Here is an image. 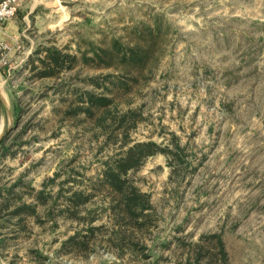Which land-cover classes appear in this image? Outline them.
Listing matches in <instances>:
<instances>
[{"label": "rangeland", "instance_id": "rangeland-1", "mask_svg": "<svg viewBox=\"0 0 264 264\" xmlns=\"http://www.w3.org/2000/svg\"><path fill=\"white\" fill-rule=\"evenodd\" d=\"M28 2L0 47V264H264V0ZM138 142L131 212L104 179Z\"/></svg>", "mask_w": 264, "mask_h": 264}, {"label": "trees", "instance_id": "trees-1", "mask_svg": "<svg viewBox=\"0 0 264 264\" xmlns=\"http://www.w3.org/2000/svg\"><path fill=\"white\" fill-rule=\"evenodd\" d=\"M91 99L94 100V98ZM104 101V98L97 99V103L100 105ZM155 146L156 144L153 142H138L133 144L128 148L127 155L117 159L116 163H114L115 166H109L105 172L106 176L104 180L109 183L108 186L111 187L112 191L120 193V199L125 203L128 211L134 212L135 209L143 211L149 205L145 199L146 197L138 194L136 188L130 185L128 188L126 187L127 185L125 184L123 174L126 173L128 169L137 166L142 156L155 152ZM16 212H18V210H16ZM93 230V228H90V232H93ZM199 255L200 253H198L194 259L178 262V264H200Z\"/></svg>", "mask_w": 264, "mask_h": 264}, {"label": "crops", "instance_id": "crops-1", "mask_svg": "<svg viewBox=\"0 0 264 264\" xmlns=\"http://www.w3.org/2000/svg\"><path fill=\"white\" fill-rule=\"evenodd\" d=\"M43 1L44 0H20L19 6L21 8L23 4H26L28 2L30 3V10L32 11L37 5H40L41 3H43ZM25 17H26V14L21 19L24 20ZM21 19L19 18V16L16 15L15 18L0 24V47H1V44L4 43L5 41H9V42L16 41V38L18 37V30L20 27L19 23Z\"/></svg>", "mask_w": 264, "mask_h": 264}, {"label": "built area", "instance_id": "built-area-1", "mask_svg": "<svg viewBox=\"0 0 264 264\" xmlns=\"http://www.w3.org/2000/svg\"><path fill=\"white\" fill-rule=\"evenodd\" d=\"M20 0H0V24L13 18Z\"/></svg>", "mask_w": 264, "mask_h": 264}, {"label": "water", "instance_id": "water-1", "mask_svg": "<svg viewBox=\"0 0 264 264\" xmlns=\"http://www.w3.org/2000/svg\"><path fill=\"white\" fill-rule=\"evenodd\" d=\"M0 102H1V99H0ZM1 104H2V102H1ZM3 138H4V135L0 137V144H1L2 140H3ZM109 264H121V263H119V262H110Z\"/></svg>", "mask_w": 264, "mask_h": 264}]
</instances>
